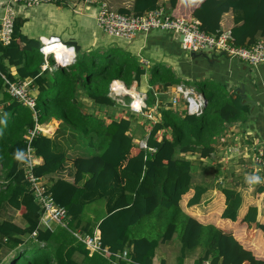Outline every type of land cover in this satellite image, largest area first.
Returning a JSON list of instances; mask_svg holds the SVG:
<instances>
[{"label":"trees","instance_id":"16d2710c","mask_svg":"<svg viewBox=\"0 0 264 264\" xmlns=\"http://www.w3.org/2000/svg\"><path fill=\"white\" fill-rule=\"evenodd\" d=\"M50 2L66 4L63 0ZM158 6L157 0H132L129 9L117 10L140 15ZM167 8L170 17L195 18L199 28L208 33L224 26L220 17L231 12L234 24L230 32L238 46H249L264 34V0H168ZM21 24L22 20L16 18L9 42L0 43V75L10 81L29 78L30 87L36 90L34 118L30 109L7 94L0 77V207H11L24 222L20 226L0 219V250L14 252L7 264H113L97 253L88 255L63 227H37L40 210L23 179L19 159L25 149L26 130L34 122L42 124L50 119H59L90 154L72 159V180L52 181L48 185L50 195L65 208L68 229L91 233L97 228L101 246L112 253L126 252L130 262L118 260L117 264H151L154 248L173 235L181 245V256L186 254L184 248L201 249L195 262L209 259L221 264H264V219L257 220L256 206H248L243 216L237 215L241 197L235 188L218 187L224 207L219 214L212 213L205 224L184 213L179 205L189 189L192 191L186 206L197 204L205 190L201 185L190 186L191 164L184 154H210L229 124L246 121L248 104H242L223 83L183 79L159 61L144 68L130 51L118 45L81 49L75 41H65L73 46V62L57 67L53 73L40 71L38 38L23 34ZM143 75L149 87L193 86L206 99L198 116L160 106L158 120L143 132L145 144L154 148L153 152L133 142L130 118L120 117L105 124L82 112L75 98L80 87L94 104L111 106L113 100L107 90L112 80L128 86L133 81L138 84ZM160 96L164 98V94ZM168 130L170 138L166 137ZM29 144L41 159L33 167L35 175L62 167L65 154L54 148L52 139L37 133ZM106 196L105 209L93 207L92 217L84 213V208L88 210L89 205ZM253 197L264 198V183L254 186ZM195 208L192 214L199 215ZM75 254L80 260L74 259Z\"/></svg>","mask_w":264,"mask_h":264},{"label":"crops","instance_id":"0c3cea01","mask_svg":"<svg viewBox=\"0 0 264 264\" xmlns=\"http://www.w3.org/2000/svg\"><path fill=\"white\" fill-rule=\"evenodd\" d=\"M102 1L106 2L109 6L116 10L123 7L129 9L132 4V0ZM41 3L52 2L46 1ZM157 4L167 7L168 0H157ZM38 5L39 4L32 7H25L19 9L17 12L16 18H20L22 20L20 30L21 32L23 30L24 33H29V35H26L28 37L34 36V34L31 35L34 31V26L32 20L29 18V12L25 11L24 9L35 8ZM50 6L51 7H49L46 11L48 12L47 15L49 19H51L50 21L56 23L57 17L59 15H64L68 21V25L57 28L56 31L52 29L53 32L49 33L48 35L38 34L37 38H44L46 36H57L60 38V35L58 34L60 31L61 35L64 36L63 41H75V35L70 30L69 25L73 22H76L78 25L82 24L81 15L84 14V11L88 10L91 11L89 16L94 21L95 2H82L80 12L74 11L67 5V7L65 6L63 8L62 6L64 5L62 4L56 5L52 3ZM221 18L222 24L224 26H233L234 23L231 12L224 13L220 19ZM65 30L70 34L65 35ZM256 38V40H261L264 42V34L257 36ZM96 42V40L92 39L91 41L79 46L81 49H89L90 47L94 46ZM120 43L123 45H121V47L130 51V53L133 54L137 59L138 56L147 59L148 64L150 63L149 58L155 61L160 59L161 61L170 60L174 62L179 69V76L183 79L216 81L225 84L226 89L231 91L241 82L243 84L245 98L255 102L250 112H264V65L248 67L243 62H239L233 58L207 51L203 52L212 56L209 57V59L206 60L202 57H194L191 59L188 56V53L186 54L180 49L176 38L167 32L156 33L153 31L145 35H138L130 42ZM180 65L183 66L184 71H180ZM48 66L51 65L48 64ZM9 69L10 73L14 75V68L10 67ZM48 71L52 72L53 69ZM143 76L142 82L145 80V75ZM131 85H134V88L140 91L136 82H132V84H129L128 86L131 87ZM146 89L154 91V87L149 88L148 85H146ZM155 89L159 91L160 87ZM153 93H155V91L152 92V100L148 105H151L155 101V98H157L161 108H174L178 111L184 110V105L182 102H178L175 106H171L166 98H161V93H155V96ZM32 94H36V90L33 87ZM75 98L79 102L82 112L93 115L95 118L104 122L105 124L120 117L130 118L131 121L129 130L133 135V142L137 143L139 140L143 139V132L147 130L142 119L141 122H139V115H133L132 113L126 111L123 107H121V109L116 107L115 104L117 103H114V105H112L113 107L94 104L88 97H86L85 93L80 87L76 88ZM158 113L159 108L157 114ZM39 125L42 127V134L52 139L54 148L63 152L66 157L60 169L52 173L42 175V179L48 185H50L55 179L71 181L73 177L72 159L78 156H89V152L86 151L84 146H81V143H79L80 139L73 135L69 129L63 126L64 124H62L59 119H50ZM146 125L150 126V123L147 122ZM166 132V137L170 138L169 130ZM258 141H264V120L261 115L256 114V116L246 119L243 124H229L221 137L214 144L212 152L207 156L200 157L197 151L184 154V157L187 158L191 164L190 186L201 185L205 188V190L201 194L200 201L197 204L186 206V201L192 191V189H189V192L185 194V196L179 202L181 210L184 213L196 218L203 224L208 223L211 214H219L224 207L223 198L218 192V187L225 183L230 184L226 185V187L229 186L235 188L240 194L241 201L236 212L237 215L243 216L248 206H256V218L259 222H262V219H264V203L261 202V204H259V199H255L253 197V187L258 184H263L264 180L258 176H255V174L250 170V147L253 143ZM40 163L41 159L38 158L37 164ZM256 178H258V180ZM248 184H251V187H248ZM107 201V196L102 197L94 202V206L98 210L105 209ZM195 207H197L198 213H201L202 215L192 214L191 211ZM0 219L15 222L20 226H23L24 223L22 218L15 212V210L5 204L0 207ZM55 226V224H51L50 228L53 229ZM171 244L172 242L170 240L159 243L154 248L151 264H160V262L164 259L163 256L169 251V248L172 247ZM192 251L196 253L197 251H201V249L196 247Z\"/></svg>","mask_w":264,"mask_h":264},{"label":"built area","instance_id":"2783aa9c","mask_svg":"<svg viewBox=\"0 0 264 264\" xmlns=\"http://www.w3.org/2000/svg\"><path fill=\"white\" fill-rule=\"evenodd\" d=\"M50 0H0V43L5 45L9 42L13 22L17 17L19 9L32 7L41 2ZM83 2H95L94 22L95 25L109 38L120 41L130 42L138 35H145L153 31L167 32L174 36L184 53L189 51H207L225 55L239 62H243L248 67L264 65V42L256 40L249 46H238L233 42L231 35V27L222 26L213 33H208L199 28V22L195 18L170 17L167 7L159 6L153 10L146 11L140 15L133 13L125 14L109 6L102 0H82ZM38 51L41 54L42 61L40 63V71L56 69L73 62L75 52L73 46L68 45L65 41L57 36L39 37ZM61 49L66 52L62 58L57 59L54 53L55 49ZM48 58L52 60L51 66H48ZM141 66L146 67L147 59L138 56ZM5 91L15 101L31 110L35 118V98L30 87V79L10 81L3 75ZM116 83H118L116 85ZM135 83V81H133ZM124 85L122 81L112 80L108 85L107 96L115 103L124 105L123 98H128L127 111L133 115L143 116L148 123H153L159 118L157 114L160 107L159 101H155L148 105L145 92H140L135 88L128 92L123 91ZM151 88V87H149ZM155 93L164 94L171 106H175L178 102H182L184 110L187 114L198 116L206 105V99L203 93L195 92L193 86L183 84H174L167 86L159 91L155 89ZM159 88V87H158ZM152 91V92H154ZM157 91V92H156ZM153 93L155 96L156 94ZM35 121V119H34ZM42 133V128L34 122L32 128L26 130L25 149L19 159V168L22 170V176L27 183L28 188L37 203L40 213L37 221V227L50 229L51 224L58 225L67 229L70 234L80 242L87 250L88 255L97 253L104 258L110 259L111 263L117 264L118 260H125L126 252H109L105 247L101 246L99 231L94 228L91 233L80 232L79 229L67 228V215L63 206L56 204L48 190V184L41 176L35 175L33 167L37 164L38 157L33 154L30 146L32 136ZM137 145L149 152H153L154 148L147 147L143 139L137 142ZM250 164L251 171L255 176L264 180V141H258L250 147ZM251 187V184H248ZM34 232L30 233L33 236ZM190 264H221L220 261L210 262L209 259H202L198 262Z\"/></svg>","mask_w":264,"mask_h":264},{"label":"rangeland","instance_id":"374dc122","mask_svg":"<svg viewBox=\"0 0 264 264\" xmlns=\"http://www.w3.org/2000/svg\"><path fill=\"white\" fill-rule=\"evenodd\" d=\"M50 4H52V3H41L38 6H36L35 8L24 9L25 11L29 12L28 13L29 18L33 22V26H34L33 30L34 31L32 32L31 35L34 34V36L32 38H37L38 34L48 35L49 33L53 32L52 29H54L56 31L57 28L68 25V21L64 15H59L56 19V23L50 21L51 19H49L48 15H47L48 12H46L47 9L49 7H51ZM65 6L66 5H64L62 7L64 8ZM90 13H91V11L88 10V11H84V14L81 15L82 24L78 25V24H76V22H73L69 25L70 30L75 35L74 40L76 41V43L78 45H83L84 43H87L88 41H91L92 39H94L97 42L95 43L94 46H92L90 48L104 47V46H109V45L121 46L122 44L120 42L107 37L98 27H96V25L94 24V21L89 16ZM31 31H32V29H31ZM154 32L161 33V31H154ZM22 33L25 35H29V33H24L23 30H22ZM58 34L60 35V39L63 40L64 36L61 35L60 31L58 32ZM68 34H70V33L66 32V30H65V35H68ZM66 41H68V40H66ZM149 60H150V63L148 65H146V67H144V68H148L152 64V62L155 61L151 58H149ZM157 61H159V62H161L167 66H170L176 72V74L178 76L180 75L179 69L177 68V65L174 62H172L170 60L161 61L160 59H157ZM47 64H49V65L52 64V60L50 58H48ZM53 72H56V70L52 71V73ZM143 77L144 76L140 77V80H139L137 85L139 86L138 89L140 91L145 92L146 97H147V103H148V100H150V101L152 100V91L150 90V92H151V94H150L149 90L146 89L147 83L145 82V80L147 78L145 76V80H144V82H142ZM130 84H132V82ZM194 90H195V92H200V90H198L196 88H194ZM123 100H124V105L117 103V104H115V106L120 108V109H121V107H123L127 111L128 98H123ZM150 101H149V103H150ZM114 103L115 102H113V105H114ZM1 115L3 117H5L4 113H1ZM139 116H140L139 122H141V119H142L143 123H145L146 130H148L149 125H146L148 121L146 119H144L143 116H141V115H139ZM136 120H137V118H136ZM223 185L226 186V185H230V184L223 183L222 186ZM263 200H264L263 197L260 198L258 201L259 204H261V202ZM93 207L95 208L94 203L88 206V208H87L88 210H86V208H84V213L86 212L87 216L92 217L91 210ZM95 209H97V208H95ZM199 215H202V214L200 213ZM90 221H91L90 225H92L93 220H90ZM170 241L172 242V244H171L172 247L169 248V251L163 256V258H164L163 264H188V263L195 262V260L201 255V251H197L196 253H194L192 250H188L187 248H184L182 250L186 254H185V256H181V245L178 242L175 235H173V237L170 239ZM9 252L10 253H8V252L5 253L3 250H0V264H7L8 262L11 261V258L13 256L14 252H12V251H9ZM26 253H27V255H31L32 252H30V250H27ZM80 258H81L80 255H78V254L74 255V259L80 260Z\"/></svg>","mask_w":264,"mask_h":264},{"label":"water","instance_id":"95a60500","mask_svg":"<svg viewBox=\"0 0 264 264\" xmlns=\"http://www.w3.org/2000/svg\"><path fill=\"white\" fill-rule=\"evenodd\" d=\"M66 5H68L70 8H72L74 11L76 12H80L81 11V7H82V0H63ZM188 56L192 59L194 57H202L204 59H209V57H212L211 55H208L207 53L200 51V52H195V51H189L188 52ZM244 88H243V84L240 82L237 86H235L232 90L233 93H235L238 98L239 101L242 102V104H248V112L246 115V119L250 118V117H254L256 116V114H259L263 117L264 120V112L263 111H257L255 113L250 112L251 108L254 106L255 102L249 99L245 98V94H244ZM159 147V146H158Z\"/></svg>","mask_w":264,"mask_h":264},{"label":"bare ground","instance_id":"6f19581e","mask_svg":"<svg viewBox=\"0 0 264 264\" xmlns=\"http://www.w3.org/2000/svg\"><path fill=\"white\" fill-rule=\"evenodd\" d=\"M54 53H55V56H56V58L57 59H60V58H62L63 57V55H66V52H64L62 49H61V47H59L58 49H55L54 50ZM118 83H116V85H117ZM132 89H134V85H132L130 88H126V87H123V91L124 92H128V90H132ZM41 127V126H40ZM42 128V127H41Z\"/></svg>","mask_w":264,"mask_h":264},{"label":"clouds","instance_id":"9594fccd","mask_svg":"<svg viewBox=\"0 0 264 264\" xmlns=\"http://www.w3.org/2000/svg\"><path fill=\"white\" fill-rule=\"evenodd\" d=\"M258 180V178H256Z\"/></svg>","mask_w":264,"mask_h":264}]
</instances>
